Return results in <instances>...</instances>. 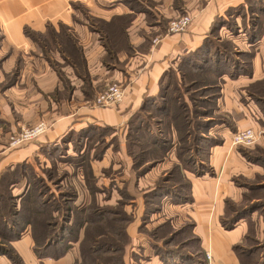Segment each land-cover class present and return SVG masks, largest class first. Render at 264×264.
Segmentation results:
<instances>
[{
    "label": "rangeland",
    "instance_id": "374dc122",
    "mask_svg": "<svg viewBox=\"0 0 264 264\" xmlns=\"http://www.w3.org/2000/svg\"><path fill=\"white\" fill-rule=\"evenodd\" d=\"M117 1L130 10L117 24L132 34H144L149 41L168 33V24L176 16L192 20L187 8L174 17L165 16L161 7L168 0ZM182 2L172 0L171 5L179 8ZM70 5L77 9L73 20L85 23L90 32L99 31L103 44L112 47L105 58L112 64L109 67L120 64L115 54L119 47L136 48L126 32L123 36L110 33L108 23L93 16L87 2L75 0ZM194 5L200 6L201 0ZM139 13L147 28L156 24L157 29H137L133 22ZM45 27L44 32L24 27L23 34L30 38L26 32L34 33L36 51L42 56L60 52L62 60L47 59L58 74L69 59L76 62L78 73L86 74L72 28L61 21H49ZM49 30L58 36L52 37ZM141 43L140 51L148 45L145 40ZM11 52L0 26V100L9 99L25 111L19 102L25 93L11 88L21 69L19 64L16 70L15 66L8 69ZM104 83L106 88L116 82ZM161 86L160 93L167 98L147 99L143 109L127 120L70 131L48 146L37 145L40 149L31 158L4 167L0 242L28 222L31 234L40 241L38 253L53 255L67 246L59 258L71 255L60 264H147L156 256L161 264H191L199 260L200 252L193 212L208 206L199 201V188L193 184L207 181L214 183L209 188L212 224L240 234L232 244L239 264H264V0H242L227 8L202 44L168 69ZM37 123L7 135V156L11 149L38 139L10 145L13 133ZM0 126L1 136L8 127L1 121ZM244 128L257 132L256 142L232 144V135ZM35 199L45 206L37 205ZM37 206L46 209L37 215ZM47 236L57 244L44 250Z\"/></svg>",
    "mask_w": 264,
    "mask_h": 264
},
{
    "label": "crops",
    "instance_id": "0c3cea01",
    "mask_svg": "<svg viewBox=\"0 0 264 264\" xmlns=\"http://www.w3.org/2000/svg\"><path fill=\"white\" fill-rule=\"evenodd\" d=\"M71 1L75 0H0V26L12 51L7 60L8 69L17 64L21 66L19 76L11 88L17 87L20 93H25L24 100L19 102L26 107L25 111H21L15 105H11L9 99L0 100V121L8 127L0 136V172L4 167L15 162L31 158L41 146H48L47 144L59 140L70 131L83 130L91 124L113 125L127 120L147 99L156 98L160 94L165 73L178 59L193 52L202 44L213 22L227 8L242 2V0H201V5L196 6L194 3L200 0H182L183 6L174 8L171 5L172 0H168L167 5L161 7L165 16L174 17L177 12L185 11L184 8H187L192 11L191 23L183 33H164L157 40L149 41L144 34H132L117 24L118 18L130 12L127 9L129 6L123 2L80 0L92 7L93 16L105 20V24L108 23L110 33L117 31L123 36L126 32L129 43L133 47L136 46L134 50L128 45L119 47L115 54L120 64L114 63L115 67H109L112 64L109 65L105 58L112 51V47L108 49L106 44H103L99 31L90 32L85 23L73 20V16L77 17V9L75 11L74 7L70 8ZM5 12H8L7 17ZM140 15L143 14L136 15L133 22L137 24V29L149 32L157 29L159 25L156 24L147 28ZM49 21L64 22L76 33L80 45L74 40L75 49L78 51L77 47L81 48L78 52L85 60L86 74L78 73L75 63L70 62L61 68L62 75H59L47 59H53L52 56H55L57 60H62L60 52H51L52 56L49 55L48 58L42 56L36 51L34 41L23 34L24 27L44 32ZM109 37L110 39L106 38L111 44L112 37ZM143 40L148 45L140 51L139 46ZM126 49H130L131 54L127 53L130 50L125 51ZM17 58L20 59L19 62ZM14 69H17L16 66ZM111 80L123 86V101L114 107L95 105L96 91L105 85L104 82ZM89 87H91L90 94ZM52 93L56 95L52 96ZM39 121L47 122V128L38 139L27 146L11 149L14 151L7 156L9 148L4 142L7 140V135L22 126ZM37 145H40V148ZM2 146L6 151L1 149ZM209 183L204 181L193 184L194 187L199 188V201L208 205L193 212L196 220L194 231L201 240L203 250L210 254L207 264H239L232 250V244L240 235L238 230H224L217 223L212 224L215 217L209 208L212 201L209 188L212 189L214 183ZM32 241L30 227L27 226L20 237L11 242V247L20 257V264H60L71 255L67 253L68 255L59 259L37 257L32 251ZM0 264H13V262L5 255H0ZM147 264H161V261L156 256Z\"/></svg>",
    "mask_w": 264,
    "mask_h": 264
},
{
    "label": "built area",
    "instance_id": "2783aa9c",
    "mask_svg": "<svg viewBox=\"0 0 264 264\" xmlns=\"http://www.w3.org/2000/svg\"><path fill=\"white\" fill-rule=\"evenodd\" d=\"M190 21L191 19L187 15L174 17L168 24L167 32H183L190 24ZM122 96L123 89L118 84L113 83L97 93L96 97L94 98V103L100 107H110L120 102ZM46 128V123L42 121L33 126L24 127L19 132L13 133L10 136V145L16 146L25 141H31L43 133ZM257 138L258 134L253 128H244L242 130H238L231 137L232 144L241 146H250L256 142ZM205 257L208 262L210 259V254L208 251H205Z\"/></svg>",
    "mask_w": 264,
    "mask_h": 264
},
{
    "label": "trees",
    "instance_id": "16d2710c",
    "mask_svg": "<svg viewBox=\"0 0 264 264\" xmlns=\"http://www.w3.org/2000/svg\"><path fill=\"white\" fill-rule=\"evenodd\" d=\"M124 1H126V0H124ZM27 33V35L34 41V40H36L37 38L34 36V33L32 32V31H27L26 32ZM49 33H50V35H52V37H56V36H58L56 33H52V31H50L49 30ZM64 35H66V34H64ZM43 41H44V39H42ZM37 43V42H36ZM78 52V51H77ZM78 55L80 56V58H81V55H80V53L78 52ZM66 57V56H65ZM48 58V57H47ZM66 58H68L69 59V57H66ZM49 59V58H48ZM82 59V58H81ZM66 61H68L67 59H66ZM68 63H70V59H69V61H68ZM75 63V65H76V62H74ZM59 75H62L60 72H59ZM160 95V97H162V99H165V97L167 98V94H164V95H161V93L159 94ZM146 103V101L143 103V105L141 106V109H143V107H144V104ZM37 197V196H36ZM36 197H34V198H36ZM36 200V199H35ZM38 200V199H37ZM36 200V201H37ZM38 202V201H37ZM46 204V203H45ZM37 205H42V206H45L44 205V202H38L37 203ZM46 208H43V207H40V206H37L35 209H34V212L37 214V215H39V213H40V211H43V210H45ZM14 215V214H13ZM15 215H16V213H15ZM50 218H51V216H50ZM28 222H26V224L24 223L23 224V226L22 227H20L19 228V232H16V233H14V234H12L11 236H9V237H7V238H3V243L2 242H0L1 244H0V255H5L6 257H8L13 263H15V264H19V258H18V256H17V254L14 252V250H13V248L11 247V245L9 244V243H11L12 241H14V240H16V239H18L19 237H20V235H21V233L23 232V230L27 227V226H29V224H27ZM45 224V227L47 226V227H49L47 224H46V222H44ZM31 230V229H30ZM59 231H64V228H63V226H61L60 227V229H59ZM31 232H32V230H31ZM56 234H54V236H55ZM49 236V235H48ZM47 236V241H46V244H44V246H42V248L44 249V250H46L47 248H49V247H52V246H54V245H56L57 243L56 242H54L53 241V237L52 238H50V237H48ZM31 237H32V240H33V242H34V245H35V247H34V245H33V247L34 248H32L33 249V252L35 253V255L37 256V257H45V256H47V257H51V258H54V259H57V258H59V256H61L62 254H64V252L67 250L66 248H67V246L66 247H64L62 250H60L57 254H53V255H51V254H40V253H38L39 252V249H37V246L36 245H38V243L40 242H38V237H36V235L34 234L33 235V233L31 234ZM50 238V239H49ZM198 241H199V243H200V252L198 253V257H199V260H197V262H192L191 264H207V259H206V257H205V251L203 250V248H202V246H201V240H200V238L198 237ZM40 246V245H39ZM41 247V246H40ZM191 256V255H190ZM197 257V258H198ZM239 261H241V259H239ZM241 263V262H240Z\"/></svg>",
    "mask_w": 264,
    "mask_h": 264
}]
</instances>
